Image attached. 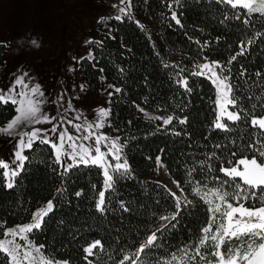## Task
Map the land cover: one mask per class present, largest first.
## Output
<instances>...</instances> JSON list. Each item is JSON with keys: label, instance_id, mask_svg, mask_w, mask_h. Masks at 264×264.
Wrapping results in <instances>:
<instances>
[{"label": "snow or ice", "instance_id": "snow-or-ice-1", "mask_svg": "<svg viewBox=\"0 0 264 264\" xmlns=\"http://www.w3.org/2000/svg\"><path fill=\"white\" fill-rule=\"evenodd\" d=\"M144 2L147 3L148 0ZM200 2L201 0H195L197 4ZM213 2L219 6L218 11L223 16L221 25L233 20L247 28L254 20L259 19L264 27V0H208L209 4ZM110 7L114 10L113 13L97 20L106 29V39H117L112 33L119 29L111 25V21L119 24L131 21L142 32L147 33L145 26L135 18L133 0H117ZM166 7L170 16H165V19L183 30V12L177 11L184 7L183 0H167ZM225 8H230L231 14ZM168 26L171 28L172 24ZM198 31L203 32V29ZM184 35L197 46L196 57L199 59L191 58V70L187 66L170 65L161 60L165 69H176L175 72L168 73V78L177 89L175 95L184 99L172 103L174 111L164 115L149 112L135 100L131 103L154 126L153 130L144 135V139L157 134L191 138V133L187 130L190 116L177 114L175 109L183 113L193 104L190 98L200 85L190 83V78L202 77L214 89V99L210 98L214 105L213 117L207 126L208 134L203 136L208 144L190 140L187 147L211 150L202 153L204 159L196 160L197 153L185 154L181 148L180 156L188 155L193 158L191 165H182L186 170V179L183 183L173 179L175 190L157 182L158 187L164 188L169 202L161 204L159 200L156 201L159 208L149 216L153 224L143 225V237L136 241L129 240L127 245L113 249L118 253V259L109 252L111 244L106 246L100 238H91L82 247L85 264H97L100 254H107L113 264H264V73L259 70L253 73L258 78L256 87L260 92L242 95L241 86L236 81L244 78L247 70L241 64L240 70L234 74L232 65L237 57H243L248 52L245 42L241 41L239 51L229 55L224 61L210 58V50H214L212 41L195 39L186 31ZM255 36L264 39V32L257 31ZM148 38L152 39L151 34H148ZM221 40V36L215 37L216 43ZM29 42L36 48L40 47V41L36 38H31ZM253 43L254 39L247 41V45ZM84 44L95 45L100 50L99 55L89 49L86 55L72 57L75 65L82 64L84 60L89 63L95 60L99 64L106 51L105 41L89 37ZM152 46L155 49V43ZM121 47H125L122 40ZM128 51L131 52V48ZM156 55L159 56V52ZM96 64H93L94 68ZM77 70L79 69L73 65L67 68L68 73ZM104 71L103 67L99 68L101 75L98 79L101 83L107 80L103 75ZM118 72L123 79L126 70L121 67ZM13 75L15 79L8 87L0 88V105L11 104L16 113L0 126V136L10 137L15 141L10 159H0V187L6 191H19L24 186L22 174L29 171L26 165H31L34 160H38L40 164L46 162L45 158L37 156L40 148L34 150V145H47L51 149L47 166L59 178V184L51 199L32 211L26 223L7 226V220L0 217V264H75L70 257L58 258L45 243L36 241L35 234L46 231L55 211L64 205L72 206L70 195L77 199L85 195L83 188L70 193L67 186L72 176L76 175L74 170L81 166L100 170L101 186L97 190V184L93 183L91 191L94 193V210L105 221L109 214L119 215L120 212L143 215L132 207L131 200L118 199L115 203L119 207L112 206V197L120 196L118 185L137 180L136 169L130 163L125 149L128 148L129 140H137L138 137L130 136L121 142L119 135L113 136L103 131L105 127H113L111 107L93 109L95 116L90 119L74 104L75 100L81 98L79 94H75L77 87L80 93H84L88 88L86 82L78 85L73 82L70 94L64 79L59 80L63 87L53 92L46 91L38 79L30 75L29 70L18 69ZM144 81L145 87H149L147 76ZM245 84L247 85V81ZM103 91L107 93L106 103L109 105L114 103V96L125 93L122 86L113 83H106ZM143 103H148L147 96ZM52 106H55L54 112ZM156 110L167 112L159 104L156 105ZM127 123L131 126L133 122L129 120ZM38 125L51 127H37ZM177 125L183 126L181 131L177 130ZM114 131L119 132L120 129L115 128ZM213 133L226 135L214 136ZM26 152L29 154H25ZM166 156V148L161 147L155 156L148 155L145 158L154 163L157 173L160 169L167 173L169 166L164 159ZM176 163H180L179 159H176ZM140 183L143 186V182ZM188 188L194 199L189 198L186 192ZM76 207L78 209L79 204ZM201 207L205 213L203 222L195 231L184 229L185 216H194ZM119 218L122 226L126 218ZM56 224L57 234L62 233L64 229L60 226L65 225V219L59 218ZM65 227L72 240L79 242L72 227ZM140 227L135 229L137 235L140 234ZM182 230L188 232L186 239H180ZM111 231L120 229L113 225L109 229ZM174 234L177 235L174 237ZM121 239L123 237L118 236L116 243L120 244Z\"/></svg>", "mask_w": 264, "mask_h": 264}, {"label": "trees", "instance_id": "trees-1", "mask_svg": "<svg viewBox=\"0 0 264 264\" xmlns=\"http://www.w3.org/2000/svg\"><path fill=\"white\" fill-rule=\"evenodd\" d=\"M167 0H133L135 5V18L147 29V33L142 32L135 23L125 21L119 24L111 21L110 24L119 29L112 34L117 37L115 41L106 39L105 33L101 32L98 39L105 41L104 47L106 51L100 59L99 64L93 60L89 63L84 60L79 69L83 81L87 83L88 88L92 93H98L101 86L106 83L117 84L125 89V93L121 96H114L113 101L109 107L113 109V127L119 128L118 132L121 137V142L130 136L138 137L137 140H129L128 148L125 151L129 154L130 163L136 169L137 180L130 182H122L118 185L120 196H113V208H118L115 203L118 199L125 201H132V207L143 215H134L131 213L120 212L119 215L109 214L107 221L100 217L99 213L94 210V193L91 191V185L97 184L99 190L102 183V176L99 174L100 170L97 168H84L74 170L76 175L72 176L71 182L68 183L70 193L75 190L84 189L85 195L77 199L74 195H70L69 199L73 202L72 206H62L59 210L52 214L51 223L43 233H36L35 239L38 243L43 242L48 246L49 250L54 251V254L59 257H70L75 264H85L82 259V247L91 238H100L102 242L112 245L109 252L119 258L117 252L113 249H118L121 245H127L129 240H139L145 234L143 225H152L153 220L149 216L153 210L159 208L156 201L159 200L161 204L169 202L167 194L159 184L164 185L153 177L155 172V165L152 161L145 157L148 155L155 156L161 147L166 148L167 156L164 159L167 161L169 171L167 174L171 180H179L181 183L186 179V170L182 167L184 163L191 165L192 157L185 155L180 156V150L183 148L185 154L197 153L196 160L204 159L202 153L210 151V148L187 147L190 140L197 141L200 144H208V141L203 139L204 135L208 134L207 126L213 117L210 98L214 99V89L210 82L204 80L202 77L190 78V83L200 85L190 98L193 104L187 108L183 113L179 109H175L177 114L189 115L190 123L187 126L188 132L191 133L189 137H172L168 134H157L148 139H144V135L153 130V125L146 121V118L136 111L131 103L135 100L145 107L151 113H158L161 115L171 113L174 109L171 107L172 103L177 100L184 99L177 97L175 92L177 89L172 85L168 78V73L175 72V68L165 69L161 60L170 65L187 66L191 70L192 57H196L197 46L188 41L184 35L186 31L188 35L199 39L201 41H212V49L210 50V58L226 61L228 56L239 51L241 41H244L248 47V52L243 57H237V61L233 63V73L240 70L241 64L247 70V75L237 80L236 82L241 86V94L248 95L252 92L259 93L260 89L256 87L258 78L253 75L255 71L264 73V39L255 36L257 31L264 32L259 19L254 20L253 24L245 28L238 21L229 20L225 25L220 24L223 19L222 14L218 11L219 6L214 2L208 3V0H201L199 4L195 0H183L184 7L177 9L178 13L183 12L181 17L185 28L182 30L165 16H170L166 7ZM231 14L230 8H225ZM169 24L172 27L169 28ZM203 29V32L198 31ZM148 34H151L152 39L149 40ZM221 36L222 40L219 43L215 42V37ZM249 39H254L255 43L247 45ZM121 40L125 47H121ZM155 43V49L153 48ZM91 49L99 55V48L95 45H90ZM131 48V52L128 51ZM159 52V56L156 53ZM208 54V53H206ZM5 58V47L0 44V77L3 71ZM199 59V57H196ZM96 64V67H93ZM105 69L103 75L107 77L104 83L99 81V68ZM124 68L126 73L124 78L118 72V68ZM145 76L148 77L149 87H145ZM264 79V77H262ZM247 81V85L245 84ZM251 85V87H249ZM148 97V103L144 104V97ZM187 103V100H185ZM247 104V101H245ZM159 104L161 109H167V112L157 111L156 105ZM14 112V106L11 104L0 105V123L6 121ZM132 120V125L129 126L127 121ZM175 123V122H174ZM171 127V126H170ZM183 126L177 125V130L181 131ZM214 136H222L226 134L213 133ZM235 135V134H233ZM211 136L209 139L211 140ZM175 145V147H173ZM40 148L37 153L38 157L45 158V163L40 164L38 160H34L31 165H26L29 171L22 174L24 186L19 191H6L0 187V217L7 220V226L23 223L28 221L30 213L39 208L43 203L52 197L55 188L59 184V178L47 166V161L51 157V149L47 145H34V150ZM29 154V153H25ZM175 158V159H174ZM179 159L180 163H176ZM54 167H58L55 166ZM2 171V170H0ZM143 182V186L141 183ZM145 188L147 192L145 193ZM190 199V188L186 189ZM79 204L77 209L76 205ZM120 216L125 217L123 225L121 226ZM63 217L65 225H70L73 232L77 235L78 241L72 240L65 225L60 227L64 231L57 234V220ZM95 217V219H92ZM205 219L203 207L196 211L194 216H185L184 229L195 231L196 228ZM110 222V223H108ZM119 228L120 231H111L112 226ZM140 227V234L137 235L135 229ZM133 229V231H130ZM177 234H174V237ZM187 231L179 234L180 239H186ZM122 236L120 244L116 243V238ZM178 242V241H177ZM66 245V247H61ZM135 247V245H131ZM59 249V251H56ZM113 264L109 260L107 254H100L97 264Z\"/></svg>", "mask_w": 264, "mask_h": 264}, {"label": "rangeland", "instance_id": "rangeland-1", "mask_svg": "<svg viewBox=\"0 0 264 264\" xmlns=\"http://www.w3.org/2000/svg\"><path fill=\"white\" fill-rule=\"evenodd\" d=\"M116 2L117 0H0V44L7 45L4 46L0 88L6 89L15 79L13 74L21 69L29 70L30 75L36 77L46 91L55 92L60 89L63 85L59 80L64 79L72 94L71 84L84 82L79 69L81 64L75 65L72 57L86 55L91 47L85 46L84 41L89 37L98 39L101 32H106L97 20L101 16L112 14L114 10L110 5ZM31 38L40 41L39 48L30 44ZM70 65L79 70L68 73ZM105 86L103 84L98 93H92L89 89L80 93L79 88L76 89L75 94H79L81 98L75 100L74 104L90 119L95 116L93 109L109 107L106 103L107 93L103 91ZM52 111H55V106H52ZM15 114L14 111L0 126ZM37 127L48 128L51 125ZM114 129L105 127L103 131L109 135H119ZM14 144L15 141L10 137L0 136V159H10ZM153 177L175 190L164 169H160L159 173L155 171Z\"/></svg>", "mask_w": 264, "mask_h": 264}]
</instances>
